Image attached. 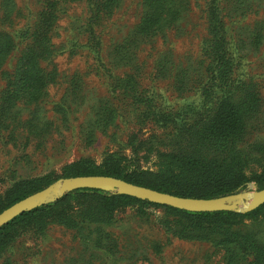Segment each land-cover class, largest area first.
<instances>
[{"label":"rangeland","instance_id":"rangeland-1","mask_svg":"<svg viewBox=\"0 0 264 264\" xmlns=\"http://www.w3.org/2000/svg\"><path fill=\"white\" fill-rule=\"evenodd\" d=\"M34 75L41 84H24ZM221 75L229 90L257 91L241 147L264 144V0H0V196L17 181L66 178L84 158L98 166L107 152L156 171L173 125L213 105ZM88 205L71 200L73 218ZM240 221L232 228L252 235L250 250L192 238L187 220L126 203L101 232L19 224L0 240V264H264V210Z\"/></svg>","mask_w":264,"mask_h":264},{"label":"trees","instance_id":"trees-1","mask_svg":"<svg viewBox=\"0 0 264 264\" xmlns=\"http://www.w3.org/2000/svg\"><path fill=\"white\" fill-rule=\"evenodd\" d=\"M217 10V6L210 7L211 17H217L218 21ZM217 21L212 25L215 35L221 29ZM88 25L89 36L94 39V24L88 22ZM220 78L225 81H220L213 105L209 103L202 107L196 120L173 125L174 130L167 137L168 149L162 154L156 171L141 169L137 164L128 166L124 161L125 157L120 153L107 152L100 165L94 166L84 158L68 165L63 176L108 175L158 191L195 198H213L236 193L245 187L247 181H254L256 189L264 188V144L254 143L241 147L248 119L258 114L257 91L243 86L242 82H235V89L229 90L224 87L228 77L221 75ZM22 80L24 84H27L26 80L31 84L42 83L39 75H34L32 79L23 76ZM220 94L223 95L222 98ZM256 162L260 164V171L248 175L251 164ZM50 182L44 176L15 182L4 198L0 196V212L16 201L41 190ZM71 200L89 203L82 212L76 211L77 219L71 214ZM126 203L161 207L169 215L187 220L190 228H196L187 233L192 238L207 239L216 245L225 243L231 248L241 244L247 250L250 248L246 244L254 243L252 235L235 230L232 226L240 224V219H256L264 210L263 203L244 213L232 210L188 211L117 192L78 188L66 192L54 202L24 211L1 225L0 240L11 239L19 224L41 223L48 219L77 227L79 230L81 225L95 224L101 232L102 224L110 221L113 211Z\"/></svg>","mask_w":264,"mask_h":264},{"label":"water","instance_id":"water-1","mask_svg":"<svg viewBox=\"0 0 264 264\" xmlns=\"http://www.w3.org/2000/svg\"><path fill=\"white\" fill-rule=\"evenodd\" d=\"M78 188L117 192L188 211L241 210L246 212L264 203V188L256 189L255 185L253 191L244 190L213 198H195L158 191L108 175H77L61 178L3 209L0 212V226L24 211L35 208L47 200H55L66 192Z\"/></svg>","mask_w":264,"mask_h":264}]
</instances>
